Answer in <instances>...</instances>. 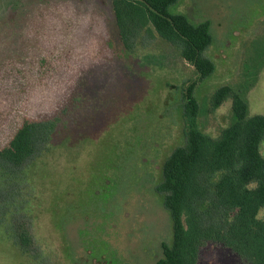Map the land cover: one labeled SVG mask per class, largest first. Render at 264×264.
I'll list each match as a JSON object with an SVG mask.
<instances>
[{
  "label": "rangeland",
  "instance_id": "374dc122",
  "mask_svg": "<svg viewBox=\"0 0 264 264\" xmlns=\"http://www.w3.org/2000/svg\"><path fill=\"white\" fill-rule=\"evenodd\" d=\"M170 11L209 22L210 76L201 79L180 47L153 28L124 40L113 0H0V51L11 58L0 68V146L79 80L89 91L90 135L54 147L38 167L37 212L53 233L35 250H49L50 264H66L64 243L72 246L71 264H158L173 232L157 185L164 161L185 143L180 106L191 82L211 135L233 120L230 99L210 109L224 84L250 115L264 114V0H178ZM10 240L0 233V264H22L12 259ZM209 245L201 264H241L228 247Z\"/></svg>",
  "mask_w": 264,
  "mask_h": 264
},
{
  "label": "trees",
  "instance_id": "16d2710c",
  "mask_svg": "<svg viewBox=\"0 0 264 264\" xmlns=\"http://www.w3.org/2000/svg\"><path fill=\"white\" fill-rule=\"evenodd\" d=\"M177 1L113 0V7L124 40L133 36V30L153 28L161 38L180 47L181 58L203 79L216 68L206 55L213 41L210 24H195L185 14L171 13L170 6ZM3 54L0 51V68H7L11 58ZM79 81L80 85L85 82ZM80 85L69 88L50 111L35 119L25 117L0 146V228L6 229L0 233L23 253L35 250L38 241L45 242L53 233L45 225L47 218H40L37 212L38 167L46 163L45 157L54 147L90 135L86 123L89 91ZM195 86L191 82L186 87L180 106L185 143L166 158L157 185L165 196L173 232L172 243H163L157 263L201 264V253L210 250L212 242L228 247L241 264H264V114L250 115L243 97L224 84L212 94L210 109L215 111L230 99L233 120L211 135L199 119L201 106ZM34 221L44 227L38 228L46 233L44 237L38 236ZM71 248L66 243L61 246L68 260L74 259Z\"/></svg>",
  "mask_w": 264,
  "mask_h": 264
},
{
  "label": "flooded vegetation",
  "instance_id": "af4514ba",
  "mask_svg": "<svg viewBox=\"0 0 264 264\" xmlns=\"http://www.w3.org/2000/svg\"><path fill=\"white\" fill-rule=\"evenodd\" d=\"M138 64H139V60L137 59V60H135L136 68L139 67ZM137 75L138 74L135 73L133 79L139 80L140 77H137ZM79 84H80V82L76 83V85L73 86V89L78 88ZM6 247L10 248V253L12 254V259H14L16 261H20V262H22V264H46L47 260H51V257H50L51 254L48 252L49 250H46V248L44 249V251H39V253L37 255L36 250H32V251H28L26 253H23L21 248L19 246H16L15 244L8 243L6 245ZM63 258H65V260H68V258L65 256ZM53 260L55 262L58 261L57 258H54ZM69 260H68V262H66V264H71V263H69Z\"/></svg>",
  "mask_w": 264,
  "mask_h": 264
},
{
  "label": "water",
  "instance_id": "95a60500",
  "mask_svg": "<svg viewBox=\"0 0 264 264\" xmlns=\"http://www.w3.org/2000/svg\"><path fill=\"white\" fill-rule=\"evenodd\" d=\"M34 225H35V228H37L38 227V221H34Z\"/></svg>",
  "mask_w": 264,
  "mask_h": 264
}]
</instances>
